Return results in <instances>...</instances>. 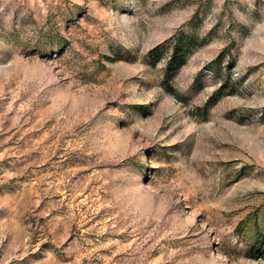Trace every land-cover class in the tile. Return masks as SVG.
I'll return each mask as SVG.
<instances>
[{"label":"rangeland","instance_id":"obj_1","mask_svg":"<svg viewBox=\"0 0 264 264\" xmlns=\"http://www.w3.org/2000/svg\"><path fill=\"white\" fill-rule=\"evenodd\" d=\"M0 264H264V0H0Z\"/></svg>","mask_w":264,"mask_h":264},{"label":"trees","instance_id":"obj_2","mask_svg":"<svg viewBox=\"0 0 264 264\" xmlns=\"http://www.w3.org/2000/svg\"><path fill=\"white\" fill-rule=\"evenodd\" d=\"M193 45L194 38L187 35L179 36L177 40L173 41V43L170 44L171 49H169V51H171V54L166 65L167 73L185 63L186 57L191 51Z\"/></svg>","mask_w":264,"mask_h":264}]
</instances>
